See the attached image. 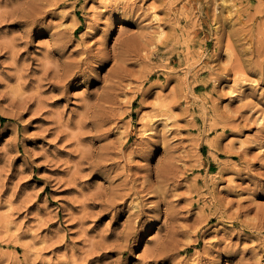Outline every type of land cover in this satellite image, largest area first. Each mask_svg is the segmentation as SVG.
Here are the masks:
<instances>
[{"label":"rangeland","instance_id":"obj_1","mask_svg":"<svg viewBox=\"0 0 264 264\" xmlns=\"http://www.w3.org/2000/svg\"><path fill=\"white\" fill-rule=\"evenodd\" d=\"M0 264H264V0H0Z\"/></svg>","mask_w":264,"mask_h":264},{"label":"bare ground","instance_id":"obj_2","mask_svg":"<svg viewBox=\"0 0 264 264\" xmlns=\"http://www.w3.org/2000/svg\"><path fill=\"white\" fill-rule=\"evenodd\" d=\"M153 17V16H152ZM154 17H155V20H157L158 18H157V14H155L154 15ZM153 17V18H154ZM154 20V19H153ZM162 34H163V30H161L160 32H159V36H162ZM154 123V122H153ZM152 124V123H151ZM145 131H148V130H145Z\"/></svg>","mask_w":264,"mask_h":264}]
</instances>
